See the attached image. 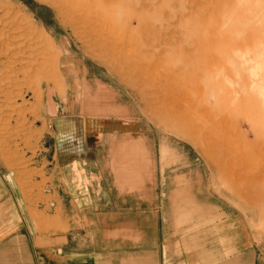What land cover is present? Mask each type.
I'll use <instances>...</instances> for the list:
<instances>
[{"label":"rangeland","instance_id":"1","mask_svg":"<svg viewBox=\"0 0 264 264\" xmlns=\"http://www.w3.org/2000/svg\"><path fill=\"white\" fill-rule=\"evenodd\" d=\"M84 4L75 15L46 0H0V158L21 198L48 214L54 200L65 205L63 217L45 216L71 233L58 264H85V209L69 203L81 170L60 160L61 121L80 125L106 219L120 210L125 220L106 225L105 239L99 229L91 249L114 250L115 264L121 255L204 264L197 243L206 264H264V0ZM183 106L193 127L174 116ZM105 123L115 128H93ZM215 132L228 141L215 144ZM119 146L136 172L122 173ZM127 175L137 186L119 182ZM178 191L197 214H177ZM118 197L137 208L113 209Z\"/></svg>","mask_w":264,"mask_h":264},{"label":"crops","instance_id":"2","mask_svg":"<svg viewBox=\"0 0 264 264\" xmlns=\"http://www.w3.org/2000/svg\"><path fill=\"white\" fill-rule=\"evenodd\" d=\"M82 111L85 113V101ZM75 123L70 124L61 121L56 123V127L57 135L59 136V139H61V142L59 141L60 160L66 159L68 163H70L72 169H74L73 166L76 168V165H78L79 169L81 170L79 173H77L75 169L72 170L71 199L69 203L74 208L76 207L77 209H85V264H115L114 260L118 258L117 252L111 250L109 255H106L104 253V247L99 249H91L90 245L92 244L91 241L93 242L96 237L98 240L100 239L99 236H96L99 229H102L103 234L101 233V237L102 239H105L106 225L123 223L125 220H123L124 218H121L122 216L117 215L122 214V211L120 210L113 213L115 214L114 216L110 215L111 217L108 219L105 217L106 214L102 212V204L99 194L102 191L103 177L99 170H92L88 165L89 162H91V160L94 158H92V155L87 153L86 150L84 151L85 148L83 145H81V135H78L80 125ZM87 126L89 128L92 127L89 121H87ZM102 126L103 128H101ZM94 127L97 129L115 128L113 127L112 123H105L103 125L99 124L98 127L93 126V128ZM94 130L96 131V129H91V131ZM132 149L139 150L140 153H143V149L139 144H133V146H131V150ZM119 150L120 152L115 151V153H117L118 160L121 162L124 161L121 160V157L126 155L127 152L124 150V146H119ZM132 154L135 155L137 159L138 153L134 151ZM75 155L80 156L76 158ZM138 157H140V155ZM120 166L121 168H124V170H121L122 173L125 172L127 168H131V172H136L139 164L138 161H136L133 165L126 162H121ZM1 167L0 264H58L57 252H59V250L62 251L63 248L67 247L71 233L70 231H66L63 234H59L54 225H52V219H50V222H48L45 220V216L53 215L58 212L59 215L63 217V215L66 214L65 205L63 204L62 200H54L52 203L54 206L49 208V211L51 210V212H49V214L42 212V209L44 208H42L41 203L37 204L35 201H26L25 198H21L19 196V187L10 181V173L5 168L2 158H0V168ZM135 176L127 175L119 182H124L126 184L130 183L131 185L137 186L138 182L137 179H135ZM80 181H85V185L80 184ZM184 198L185 193L178 191V207L176 208L177 214H197L198 212L195 209H191L190 211L185 210L186 201ZM116 201L119 204L114 202L112 205L113 209H116V207H119L120 209H131L132 207L137 208V202L132 204L131 202H128L127 197H118ZM118 218L120 219L118 220ZM127 221L128 219H126V223H129ZM95 229H97L96 232ZM148 233L153 234V229L150 228L148 230V228H146V234ZM192 248L198 251L199 256H202L200 253L203 250L200 248L199 244H193ZM145 257L146 259L144 262L137 260V258L134 256L131 259V257L128 255H121V260L124 259L122 260L124 262L121 264H152L150 258L148 256ZM203 258L204 260H201L200 262L204 264L212 261L210 260L209 254L207 252Z\"/></svg>","mask_w":264,"mask_h":264},{"label":"bare ground","instance_id":"3","mask_svg":"<svg viewBox=\"0 0 264 264\" xmlns=\"http://www.w3.org/2000/svg\"><path fill=\"white\" fill-rule=\"evenodd\" d=\"M46 1H48V2H51V3H53V4H55L56 6H58L61 10L63 9V8H67L68 9V11H69V13H71V14H84L85 15V4H84V0H46ZM52 1H54V2H52ZM90 1H93V0H90ZM76 17V16H75ZM67 21H71V22H74L75 20H73V18H70V20H67ZM184 43V42H183ZM185 46V45H184ZM188 46V45H187ZM185 49V48H184ZM202 54V53H201ZM201 54H200V56H201ZM163 60V59H162ZM175 66V65H174ZM176 66H177V64H176ZM164 67L166 68V65H164ZM179 67H180V65H179ZM163 69V68H162ZM165 70V69H164ZM170 73V72H169ZM159 76V75H158ZM170 78V77H169ZM178 78H179V76H176V78H175V80H178ZM162 82V81H161ZM173 83V82H172ZM175 83V82H174ZM153 85V84H152ZM152 85H151V87H152ZM168 85L169 86H171V82L169 81V84L168 83H166L165 82V85H163L164 87V89H168V90H170L171 91V88H169L168 87ZM175 85V84H174ZM185 85H187V84H185ZM190 87V86H189ZM183 88H185V87H180L178 90H180L181 92H183V93H185V90L183 89ZM155 91L154 92H156V94L155 95H159V92H158V88L157 89H155V88H153ZM191 89H192V87H191ZM170 91H167V92H170ZM187 91V90H186ZM189 91V90H188ZM172 92V91H171ZM187 93V92H186ZM171 94V93H170ZM174 94V93H173ZM189 94V93H188ZM182 96H183V94H182ZM183 98V97H182ZM166 100H167V98H166ZM184 101V100H183ZM166 103V105L169 103V102H165ZM170 103L171 104H174V105H177V104H180L181 103V101H179L178 99H173L172 101L170 100ZM183 104V103H182ZM194 107V106H193ZM182 112L180 113V114H174V116H177V117H180V119L182 120V121H184V122H186V124L185 125H187V124H192V125H195L196 124V120H195V117L191 114V113H189V111H188V107H186V106H183L182 107ZM179 111V110H178ZM197 113V112H196ZM198 114V113H197ZM200 115V114H199ZM202 115H203V113H202ZM204 116V115H203ZM198 117V116H197ZM205 118V117H204ZM203 119V118H202ZM167 121V120H166ZM226 120H223V123L225 122ZM171 122V121H170ZM168 123V122H167ZM204 123V122H203ZM202 124V123H201ZM206 124V123H205ZM191 125V126H192ZM184 126V125H183ZM205 126V125H204ZM187 127V126H186ZM193 127V126H192ZM205 128V127H204ZM197 129V128H196ZM198 129H200V128H198ZM205 130V129H204ZM211 130H212V128H211ZM224 130V129H223ZM207 133H209V132H207ZM212 133V132H211ZM210 133V134H211ZM216 134V132L214 133V135L212 136V139L215 141V144H221V142L222 141H228L226 138H223L222 136H219V135H215ZM203 140V139H202ZM209 142V141H208ZM212 143V142H211ZM208 145V144H207ZM212 145H213V143H212ZM222 146H223V144H222ZM217 147V146H216ZM220 148V147H219ZM223 148V147H222ZM222 148H220V149H222ZM209 149V148H208ZM258 149V148H257ZM207 150V149H206ZM223 150V149H222ZM264 151V150H263ZM227 152H228V150H227ZM230 152V151H229ZM233 152V151H232ZM232 152L230 153V154H232ZM216 153V152H215ZM224 155H226V154H224ZM228 156V155H227ZM256 157H258V156H256ZM262 158H263V155L261 156ZM259 158V157H258ZM263 162V161H262ZM259 163H261V162H259ZM255 168H256V166H255ZM259 172V171H258ZM257 172V173H258ZM261 172V171H260ZM262 173V172H261ZM260 174V173H259ZM253 176V175H252ZM251 177V176H250ZM260 177V176H259ZM249 178V177H248ZM247 179V178H246ZM249 180V179H248ZM253 181V180H252ZM249 182H250V180H249ZM263 182V181H262ZM247 183V182H246ZM254 183V182H253ZM257 184V183H256ZM262 188H264V186L262 187ZM243 189V188H242ZM253 190V189H252ZM258 190V189H257ZM264 192V191H263ZM262 192V193H263ZM255 193V192H254ZM260 195H262V194H260ZM250 196V195H249ZM257 196V195H256ZM262 197V196H261ZM263 198H264V196H263ZM249 199H251V198H249ZM258 199V198H257ZM254 200V199H253ZM259 200V199H258ZM261 200V199H260ZM257 201V200H256ZM254 202V201H253ZM260 202V201H259ZM263 202V201H262ZM256 203V202H255ZM254 203V204H255ZM257 204V203H256ZM261 207V206H260ZM259 207V208H260ZM263 209H264V207H263ZM200 255H202V256H204L205 255V252H203V251H201V253H200ZM237 264H239V263H237Z\"/></svg>","mask_w":264,"mask_h":264}]
</instances>
